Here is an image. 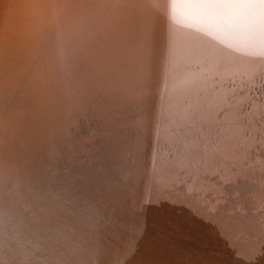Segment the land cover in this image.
<instances>
[{"label": "bare ground", "instance_id": "bare-ground-1", "mask_svg": "<svg viewBox=\"0 0 264 264\" xmlns=\"http://www.w3.org/2000/svg\"><path fill=\"white\" fill-rule=\"evenodd\" d=\"M262 16L0 0V264H264Z\"/></svg>", "mask_w": 264, "mask_h": 264}, {"label": "snow or ice", "instance_id": "snow-or-ice-1", "mask_svg": "<svg viewBox=\"0 0 264 264\" xmlns=\"http://www.w3.org/2000/svg\"><path fill=\"white\" fill-rule=\"evenodd\" d=\"M23 2H30V0H23ZM41 2H47V0H41ZM199 2L209 4H227L229 7L240 10H252L257 6L264 9V0H199ZM260 19L264 20V16L260 17ZM2 44L3 32L0 31V49H2Z\"/></svg>", "mask_w": 264, "mask_h": 264}]
</instances>
